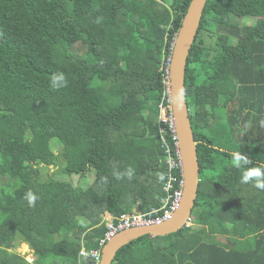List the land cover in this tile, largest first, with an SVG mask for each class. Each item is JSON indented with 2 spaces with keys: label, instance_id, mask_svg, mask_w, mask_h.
<instances>
[{
  "label": "trees",
  "instance_id": "16d2710c",
  "mask_svg": "<svg viewBox=\"0 0 264 264\" xmlns=\"http://www.w3.org/2000/svg\"><path fill=\"white\" fill-rule=\"evenodd\" d=\"M189 2L0 0V264H91L80 242L96 246L105 212L115 222L161 207L176 147L158 116ZM57 72L67 85L53 90ZM184 85L201 177L196 226L140 236L111 264H264V191L240 182L264 166V0H206ZM212 152L251 162L236 168ZM205 168L223 173L213 181ZM65 174L86 180L73 185ZM19 240L32 262L15 251Z\"/></svg>",
  "mask_w": 264,
  "mask_h": 264
},
{
  "label": "water",
  "instance_id": "95a60500",
  "mask_svg": "<svg viewBox=\"0 0 264 264\" xmlns=\"http://www.w3.org/2000/svg\"><path fill=\"white\" fill-rule=\"evenodd\" d=\"M206 0H190L181 25L174 37L168 64L170 105L177 150L181 161L183 187L179 203L165 219L138 224L116 232L101 247L97 264H111L116 252L124 245L143 235L165 236L183 228L191 215L199 183V163L189 108L185 96V69L187 57L195 40ZM53 168L52 165H49ZM91 262V261H90ZM91 264H94L91 262Z\"/></svg>",
  "mask_w": 264,
  "mask_h": 264
},
{
  "label": "built area",
  "instance_id": "2783aa9c",
  "mask_svg": "<svg viewBox=\"0 0 264 264\" xmlns=\"http://www.w3.org/2000/svg\"><path fill=\"white\" fill-rule=\"evenodd\" d=\"M169 64V58L168 62ZM168 72V70H166ZM166 90L164 91V95L166 96V105L160 106V122H168L170 125V130L172 132V139L174 140V144L176 147L174 155H171L170 151L167 152V172L165 173L164 182L162 185V189L164 191V195L161 196V207H157L152 209L150 212H138L126 214L122 213L115 219L117 221L114 222V218L110 214H106V229L98 240V245L94 248H90L89 250L82 246L79 250V255L83 257H89L94 263H97L100 260L101 254V246L108 240L111 236H113L116 232L125 229L130 226L149 223L158 221L161 219L167 218L177 207L183 187V179H182V168L181 161L179 159V153L177 150V139L174 132V126L172 122V113L170 107V98H169V85L168 82H165ZM168 149V148H167ZM177 171L178 175L173 174L174 171ZM173 171V172H172ZM166 207V208H165ZM164 209L161 215L157 214L159 210Z\"/></svg>",
  "mask_w": 264,
  "mask_h": 264
},
{
  "label": "clouds",
  "instance_id": "9594fccd",
  "mask_svg": "<svg viewBox=\"0 0 264 264\" xmlns=\"http://www.w3.org/2000/svg\"><path fill=\"white\" fill-rule=\"evenodd\" d=\"M172 45H173V43H172ZM167 70H168V67H167ZM166 78H167L166 81L168 82V85H169L168 76ZM66 85H67V78H66V75L63 72H57V73H54L51 76L50 87L53 90H59L60 88L66 87ZM165 87H166V84H165ZM169 98H170V94H169ZM170 107H171V105H170ZM159 115H160V112H159ZM158 118H159V116H158ZM250 162L251 161L249 160L248 157H246V156H244L242 154H239V153H235L234 154V159H233V166L234 167L241 168V167H243L245 165H248ZM127 175H128V177L130 179L131 176H132V169L131 168L128 169ZM115 178L118 179V180L119 179H123V175H121L120 173H116L115 174ZM160 179H163V177H160ZM240 182L242 184H245V185L251 184L253 187H255V188L259 189V190L264 191V166H257V167H253V168H250V169L244 171L243 174H242V176H241ZM26 199L28 200V203H29V206L30 207H34L35 206V202H36V199H37V196L36 195H34L31 192H28L26 194ZM151 210H148V211L150 212ZM148 211H145V212H148ZM138 212H141V211H138L136 209H133L132 212H125V213L126 214H131V213H138ZM106 214H109V213L105 212V214H104L105 223H106V218H105V215ZM188 219H191V215H190V217ZM188 219L186 221V224L188 222ZM102 236H103V234H102ZM99 238L96 239V246L98 245ZM80 244H81V247H82L83 246L82 241L80 242ZM96 246H94V247H96ZM94 247H92V248H94ZM27 250H28V245H27ZM87 259H89L91 262H93L90 258H87ZM97 263H94V264H97Z\"/></svg>",
  "mask_w": 264,
  "mask_h": 264
},
{
  "label": "rangeland",
  "instance_id": "374dc122",
  "mask_svg": "<svg viewBox=\"0 0 264 264\" xmlns=\"http://www.w3.org/2000/svg\"><path fill=\"white\" fill-rule=\"evenodd\" d=\"M239 19H240V21L242 22V23H244V22H246V21H248L249 22V20H250V18H248V17H239ZM239 20H237V22H238ZM214 34H212V33H207L206 34V36L204 37V41H203V44L205 45V46H212V44H214ZM223 94H220V96H219V99H220V106L222 105V101L225 99V96H223V97H221ZM239 97H240V94L239 95H237V97H236V99H237V101L235 102V104H237V102H238V99H239ZM225 118V116H223V119ZM57 145H55V143H53L52 144V147H56ZM58 150V149H57ZM57 150H56V152H57ZM52 167L53 168H50L49 167V171H48V173L51 175V176H54L53 175V173H54V171L56 170L55 168H54V166L52 165ZM48 170V169H47ZM55 174V176H57L58 178H60L61 176H59L60 174L59 173H57V172H55L54 173ZM65 180H68V181H70V182H72L73 183V185H77V184H79V183H82V182H84V180H88L89 179V176H91V173L89 172V173H85V175L84 176H87L88 178H83V176H79V175H68V174H65ZM4 179L3 178H1L0 177V182L1 181H3ZM90 180V179H89ZM204 225H205V223H203ZM189 225H191V226H196L195 224H189ZM222 236L221 235H219V236H217V238L218 239H220V240H224V241H227V238L226 237H224V238H221ZM16 242H18L17 243V245H16V247H15V251L17 252V253H19L20 255H24V257L29 261V262H32L33 260H34V258H35V255L32 253V250L31 249H29L28 248V250H26V251H23L22 250V245L24 244V243H22L20 240L19 241H16Z\"/></svg>",
  "mask_w": 264,
  "mask_h": 264
},
{
  "label": "flooded vegetation",
  "instance_id": "af4514ba",
  "mask_svg": "<svg viewBox=\"0 0 264 264\" xmlns=\"http://www.w3.org/2000/svg\"><path fill=\"white\" fill-rule=\"evenodd\" d=\"M232 103V102H231ZM207 145L208 146H212L213 148H217L216 147V145H210L209 143H207ZM219 150H221V148H218ZM224 151H227L226 149L224 150ZM231 153H233L232 151H230ZM230 153V155H232ZM230 155H224V154H218L217 155V153H215V152H212V155L209 157V158H211V159H213V157H215V156H218L219 157V159L218 160H220V161H224L226 164H228L229 162H232L233 163V156H231L230 157ZM200 170V169H199ZM223 172H220V170H219V172H218V170H213V169H209V168H205L204 169V173H203V175L205 176V175H207V176H209V177H213V179L212 178H210V179H212L213 181H215V180H218V174H222ZM208 177V178H209ZM200 179H201V177L199 178V181H200ZM198 188V187H197ZM197 195V194H196ZM189 224H195L193 221H192V218L191 219H188V222H187V224H186V222H185V225H184V227H190L191 225H189ZM224 237H226L227 238V235H223V238ZM229 246H232V244H229Z\"/></svg>",
  "mask_w": 264,
  "mask_h": 264
},
{
  "label": "bare ground",
  "instance_id": "6f19581e",
  "mask_svg": "<svg viewBox=\"0 0 264 264\" xmlns=\"http://www.w3.org/2000/svg\"><path fill=\"white\" fill-rule=\"evenodd\" d=\"M23 248V247H22Z\"/></svg>",
  "mask_w": 264,
  "mask_h": 264
}]
</instances>
